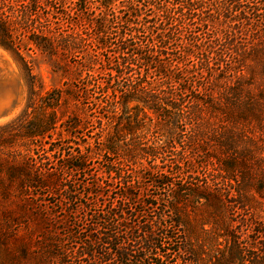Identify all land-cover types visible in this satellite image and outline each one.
<instances>
[{
	"label": "trees",
	"instance_id": "obj_1",
	"mask_svg": "<svg viewBox=\"0 0 264 264\" xmlns=\"http://www.w3.org/2000/svg\"><path fill=\"white\" fill-rule=\"evenodd\" d=\"M55 1L0 0V48L24 62L26 54L34 47L47 55L65 77L63 85L48 91L39 104L35 102L36 75L30 73L27 107L11 122L19 125L18 131L24 130L28 147L22 159L6 161L10 168L7 181L0 177V264H16L19 255L9 247V242L22 241L19 227L25 216H30L31 212L37 215V209H43V212L47 209V215H40V230L36 236L48 242L51 240L49 233L59 234L52 230L56 224L51 221L52 216L55 215L56 219L57 213L63 212L64 218L56 221L68 220L69 215H75L78 210V207H71L76 203L85 209L84 218L88 223L79 231L69 230L66 236H86L71 250L88 264H251L254 257L250 255L249 245L234 236L226 223L220 235L226 242L223 249L218 247V212L214 202L224 203L221 194L218 193L217 197L209 183L197 186L190 185L185 179L176 182L175 178L182 173L185 162L178 159L173 165L178 167L176 171L162 167L158 159L162 147L182 140L179 124L192 112V106L188 104L213 106L216 103L213 93L204 97L202 87L191 88L188 85L190 77L198 71L215 68V60L224 55H220L217 45L221 39L231 47L228 58L236 59L246 53L248 47L241 43V36L245 30L254 31V23L264 19V10L258 7L263 0H214L216 5L212 10L205 9L207 0H173L170 3L165 0H58L64 4L62 11L55 10ZM151 9L158 11L160 21L155 27L159 33H150L149 38L143 41L138 33L144 25L143 20L152 16L149 13ZM56 13L60 15L57 17L64 19L63 22L55 20ZM113 24H118L117 33L110 27ZM174 24L177 29L191 33H173ZM217 25H221V30L226 33H215L207 38L211 28L219 29ZM86 26L96 31L97 45L103 52L114 46L119 57L111 67H107L105 62L102 64L107 67L109 79H94L96 72L91 68L82 77L87 79L85 93L91 97L88 105L82 103L77 86V80L83 76L78 73L80 65L70 63L69 56L80 47ZM198 26L207 27L208 32L195 33ZM148 28L152 29V26L149 24ZM179 41V46H172L173 42ZM87 60L85 58L84 62ZM62 62L64 65L60 67ZM224 62L227 66L230 64L228 59ZM151 72L154 76L149 78ZM202 86L207 90L208 87ZM92 90L96 92L90 95ZM40 108L44 112L42 117L36 114ZM69 109L72 120H63L62 116ZM95 121L100 123V131L95 140L96 149L93 148L91 153L86 155L81 147H76L79 148L77 150L72 147V151L66 152L62 148H53V142L51 147H45L38 154L40 157L32 154L35 138L43 143L48 142L46 138L59 140L63 138L59 127L64 126L63 131H71ZM2 128L5 125H0ZM162 128L166 132V141L162 145L144 142ZM55 134L58 136L54 137ZM182 148L178 152L184 156L187 150ZM189 148L188 153L199 152L194 147ZM97 154L103 158L117 154L122 157L118 163L107 161L109 165L105 172L108 176L102 174L95 183L88 185L92 188L90 194L101 197L109 195L106 193L109 191L100 188L114 186L109 183V177L113 182L118 181V201L106 202L101 209H94L90 202H79L75 185H63L62 182L65 168L71 172L86 171L89 167L87 162L97 158ZM151 157L155 163L148 165L147 160ZM143 168L151 170L152 185L156 189L170 188L168 200L161 193H144L140 195L144 200L140 197L136 205L131 204L138 198L132 174ZM163 178L168 181H163ZM16 180H19L18 189H12ZM66 185L69 204L62 211H50L47 202L37 203L40 207L35 205V198L38 200L40 195L34 190H58ZM161 201L167 204L162 207ZM29 205H32V211L27 208ZM200 205L213 208L203 221L195 218ZM188 213L194 216L191 218ZM187 226L190 238L186 245H180L177 240L179 233ZM202 231L205 233L203 240L200 239ZM50 243L54 244L39 246L38 251L32 249L31 254L27 246L21 250L38 258L36 264H49L48 258L56 259L59 264H70L61 236ZM48 248L50 250L47 251ZM183 253L189 254L190 259L186 261L181 256ZM172 256H178V261H174Z\"/></svg>",
	"mask_w": 264,
	"mask_h": 264
},
{
	"label": "rangeland",
	"instance_id": "obj_2",
	"mask_svg": "<svg viewBox=\"0 0 264 264\" xmlns=\"http://www.w3.org/2000/svg\"><path fill=\"white\" fill-rule=\"evenodd\" d=\"M93 1L97 2L96 0ZM165 1L170 3L173 0ZM207 1L204 6L205 9H214L216 5L214 0ZM54 3L55 10L62 11L64 4L58 0ZM258 7L264 10V0L259 2ZM149 13L152 16L143 20L144 25L141 26V31L138 33L143 41L149 38L150 33H159L158 28L155 27L156 23L160 21L159 14L157 15L158 11L151 9ZM55 16L56 21H64V19L57 17L60 16L59 13H56ZM149 24L152 29L148 28ZM113 25H110V27L117 33L116 27H118V24ZM238 25L239 23L236 26ZM217 26L219 32L214 28H211L208 32L207 27L203 29V27L198 26L195 33L208 32L206 34L207 38L214 36L215 33H226L221 30V25ZM253 29L254 31L251 29L245 30L241 36L243 41L241 43H243L244 47H248L242 57L240 56L236 59L234 57L233 59L228 58L231 52L229 48L231 47L227 46V42L224 39H221L217 41V45L219 46L220 55H224L215 60L213 63L215 68L206 72L198 71L194 77H190L188 85L191 88L194 86L202 87L204 97L213 93L216 97V103L213 106H204L201 103L188 104L192 106V112L188 113L179 124L182 140L178 139L177 143L170 142L162 147L160 150L162 154L158 161L162 167L176 171H178V167L173 165L177 163V160L181 159L185 162L182 173H179L175 178L178 183L185 179L190 185L198 186L206 183L212 185L216 196L221 194L224 200V203L214 202L218 212L216 220L219 224L216 232L220 237L218 247L223 249L225 245L226 241L220 235L224 232L223 225L226 223L234 236L241 238L249 245L250 255L254 257L251 264H264V19L257 20V23L255 22L253 25ZM187 32L191 33L190 31L185 32L177 29L174 24L173 33ZM96 37V31L86 26L80 47L77 50H73L74 52L72 51L73 53L69 55L70 63H75L76 66L79 64L78 73L83 74L77 80V86L80 89V99L85 105H88L91 101V97H88L87 93H85L87 79L82 78L85 77L87 70L89 68L95 70L96 77L94 79H109L111 76L107 74V67H111L112 63H116L119 58L117 47L113 48V46L110 51L103 52L97 45ZM186 38L188 37L186 36ZM178 43L173 42L172 46H179L181 41ZM249 47L253 48L249 50ZM85 58L88 59L87 63L84 62ZM227 59L230 63L228 66L224 62ZM65 61L67 62V60ZM104 62L107 67L106 65L102 66ZM61 65L63 66L64 62L60 64V67ZM30 73L36 75L35 89L37 94L35 95V102L39 104L48 91L63 85L65 81L62 71L54 66V63L47 55L34 49V47L29 50V54H26V61L24 62L17 60L6 49L0 48V125H5L4 129H0V141L2 143L0 146V177L3 181H7L6 178L10 174V168L6 161L22 159V155L28 147V138L26 139L24 130L18 131L16 128L19 125L11 124V122L22 114L27 107L30 95ZM152 76L154 74L151 72L149 78H152ZM202 85L208 87L207 90ZM95 92L94 90L90 91V95ZM41 113H44L41 108L36 111V114L40 117H42ZM70 115L69 109L62 116L63 120H72ZM8 123L9 125L6 126ZM93 123H86L85 126L73 128L71 131H63L65 127H59L58 131H61L63 138L59 140L46 138L47 144L43 143L41 139L35 138L32 141V151H34L32 154L40 157L38 154L42 153L41 151L45 147H51L53 142V148H62L66 152L73 149L77 150L79 148L76 147H81L86 152V155L91 153L93 148L96 149L95 140L100 131V123L97 121ZM165 134V129H158L144 142L148 144L156 142L162 145L166 141ZM53 136L57 137L58 134ZM181 146L183 150H187L184 156H181L178 152ZM190 146L199 150V152L193 153L191 151V153H188V149H191L189 148ZM121 159L122 157L118 154L108 155L105 158H103V155L97 154V158L87 162L89 167L86 171L71 172L65 168L64 174L62 172L63 185L73 183L75 189L78 190L79 202H90L94 209H101L106 202L118 201V192L120 191L118 181L115 180L113 182L109 177V183L114 186L111 188L108 186L100 188L109 191L106 192L109 195L101 197L90 194L92 188L88 185L95 183L97 177L100 178L102 174L108 176L105 172L109 165L107 161L118 163ZM153 163H155V160L152 157L147 160L148 165ZM115 167H118V164H115ZM128 168L132 169L131 166H128ZM151 173V170H144L143 168L132 174L133 179H135L134 191L138 198L131 204L134 203L136 205L140 201V197L144 200L143 196H140L144 193H161L164 199H169L170 188L156 189V186L152 185ZM18 181L16 180V183H13L12 189H18ZM163 181H168V179L163 178ZM66 187L67 185L61 186L58 190L42 188L34 190V193L40 195L38 200L35 198V205L39 206L37 203L45 204L47 202V208L50 211H54V213L62 211V208H66L67 204H69L66 201ZM161 202L163 203L162 207L167 204L165 201ZM71 207H78V210L75 215L67 213L69 219H65L64 222L59 223L56 221V219L60 221L64 218L63 212L57 213L56 219L55 215L52 216L51 221L53 223L56 222L52 230L53 232L56 230L59 234L52 235V233H49L48 236L51 240H57L61 236L63 246L67 248L66 254L70 264H88V261L81 260L71 250L77 247L83 239L85 240L86 236L83 235V237L79 238L66 236L69 230L79 231L88 223L84 218L85 209L83 207L78 206V203L73 204ZM198 207L195 218L203 221L211 209L206 205ZM27 208H31V211L33 210L32 205ZM139 208H143L142 205H139ZM189 211L190 208L187 212ZM211 211H213V208ZM36 212L37 215H33L31 212L30 216H25L23 224L19 227L22 241L9 242V247L16 250V255H19L16 264H36L38 261L35 256L24 254L21 248L27 246L30 248L31 254L32 249L38 251L39 246L54 244L50 243L51 240L45 242L36 236L38 229L40 230V215H47L48 211L44 209L43 212V209H37ZM188 214L191 218L194 216L192 213ZM214 224L216 225L217 223ZM208 227L210 228V226ZM43 233L45 234V231ZM189 238V227L187 226L179 233L177 240H179L180 245H186ZM204 238L205 233L202 231L200 232V239L203 240ZM172 247L175 248V246ZM40 254L45 255L43 251ZM181 256L186 261L190 259L189 254L183 253ZM204 257H206V254L203 255ZM172 259L178 261V256H172ZM47 260L49 264H59L54 258H48ZM184 264L187 263L185 262Z\"/></svg>",
	"mask_w": 264,
	"mask_h": 264
}]
</instances>
